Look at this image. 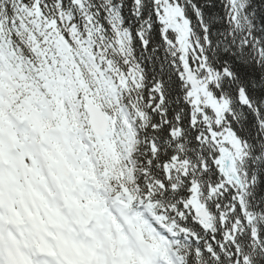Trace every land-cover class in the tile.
I'll use <instances>...</instances> for the list:
<instances>
[{
  "label": "snow or ice",
  "instance_id": "6c2138e0",
  "mask_svg": "<svg viewBox=\"0 0 264 264\" xmlns=\"http://www.w3.org/2000/svg\"><path fill=\"white\" fill-rule=\"evenodd\" d=\"M0 264H264V0H0Z\"/></svg>",
  "mask_w": 264,
  "mask_h": 264
}]
</instances>
